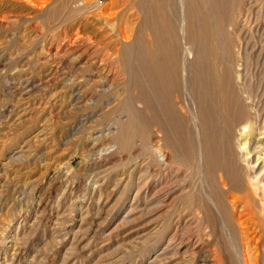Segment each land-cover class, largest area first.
Wrapping results in <instances>:
<instances>
[{"label": "rangeland", "instance_id": "obj_1", "mask_svg": "<svg viewBox=\"0 0 264 264\" xmlns=\"http://www.w3.org/2000/svg\"><path fill=\"white\" fill-rule=\"evenodd\" d=\"M113 1L0 0V264H264V226H246L243 238L237 226L228 258L207 224L197 238L199 179L185 162L158 143L161 165L152 167L141 137L122 141L129 126L118 50L140 17L131 0ZM243 1L232 29L236 69L243 102L261 116L247 146L240 127L232 145L242 191L260 210L264 0ZM96 13L115 19L117 31Z\"/></svg>", "mask_w": 264, "mask_h": 264}, {"label": "bare ground", "instance_id": "obj_2", "mask_svg": "<svg viewBox=\"0 0 264 264\" xmlns=\"http://www.w3.org/2000/svg\"><path fill=\"white\" fill-rule=\"evenodd\" d=\"M125 1L113 2L116 4ZM131 2V6L133 4L136 7L135 14H139L140 20L136 21L138 23L134 28L131 26L132 29H128L130 33L128 36L126 33L123 39V50H118L122 51V56L117 52L122 57L119 63L121 61L126 75L127 94L121 110L128 112L129 126L127 132H123L122 141L132 146L141 137L152 167L161 165L158 156L154 154L155 150L153 151V146L158 143L162 152L169 150L168 154L172 159L175 157L178 161L185 162L199 179L193 199V205L200 211V215L195 218L199 229L197 238H200L203 224H207L221 253L233 258L231 242L237 235V226H240V238L247 237L250 229L244 230L246 226H255L254 230L258 226H264V194L260 197V210H257L255 194L242 191L244 183L232 145L235 130L240 127L243 137L241 145L245 148L251 140L249 135L255 130L254 124L261 116H253L249 106L243 102L242 93L246 90L238 81L241 80V73L236 69L237 43L232 29L243 17L245 11L241 6L244 1ZM96 15L95 18L105 26L108 25L111 32L115 31V19L113 25V20L111 23L107 20L109 15L108 18L99 13ZM117 16L118 14L115 17ZM124 25L121 27L124 28ZM127 27L130 28L129 25ZM115 39L120 40L116 35ZM261 124L264 129V120ZM240 151L238 155L241 154ZM249 154L247 151L246 156ZM232 191L243 194L234 195L236 200H230ZM229 202H232V206ZM240 204L243 205L241 212H235ZM244 224L247 225L243 227ZM226 229L231 234L228 235ZM247 242L250 243V240ZM218 258H221V254Z\"/></svg>", "mask_w": 264, "mask_h": 264}]
</instances>
